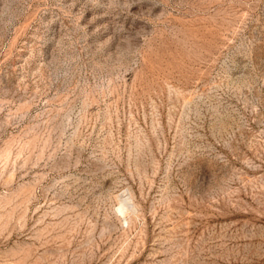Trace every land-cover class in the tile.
<instances>
[{
	"label": "rangeland",
	"instance_id": "374dc122",
	"mask_svg": "<svg viewBox=\"0 0 264 264\" xmlns=\"http://www.w3.org/2000/svg\"><path fill=\"white\" fill-rule=\"evenodd\" d=\"M0 264H264V0H0Z\"/></svg>",
	"mask_w": 264,
	"mask_h": 264
},
{
	"label": "clouds",
	"instance_id": "9594fccd",
	"mask_svg": "<svg viewBox=\"0 0 264 264\" xmlns=\"http://www.w3.org/2000/svg\"><path fill=\"white\" fill-rule=\"evenodd\" d=\"M113 211L118 217L128 216L130 214L129 210L122 203L117 204Z\"/></svg>",
	"mask_w": 264,
	"mask_h": 264
},
{
	"label": "bare ground",
	"instance_id": "6f19581e",
	"mask_svg": "<svg viewBox=\"0 0 264 264\" xmlns=\"http://www.w3.org/2000/svg\"><path fill=\"white\" fill-rule=\"evenodd\" d=\"M123 203V202H122Z\"/></svg>",
	"mask_w": 264,
	"mask_h": 264
}]
</instances>
